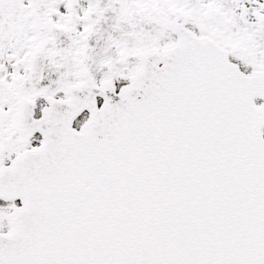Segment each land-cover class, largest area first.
<instances>
[{"label":"snow or ice","instance_id":"1","mask_svg":"<svg viewBox=\"0 0 264 264\" xmlns=\"http://www.w3.org/2000/svg\"><path fill=\"white\" fill-rule=\"evenodd\" d=\"M0 264H264V0H0Z\"/></svg>","mask_w":264,"mask_h":264}]
</instances>
